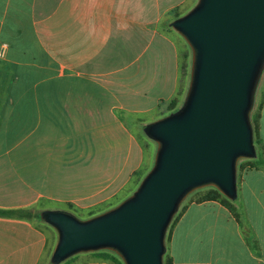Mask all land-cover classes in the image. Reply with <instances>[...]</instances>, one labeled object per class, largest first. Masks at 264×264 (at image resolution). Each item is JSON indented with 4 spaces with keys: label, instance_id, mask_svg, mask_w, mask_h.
I'll return each mask as SVG.
<instances>
[{
    "label": "crops",
    "instance_id": "obj_1",
    "mask_svg": "<svg viewBox=\"0 0 264 264\" xmlns=\"http://www.w3.org/2000/svg\"><path fill=\"white\" fill-rule=\"evenodd\" d=\"M195 2L0 0V208L111 204L122 115L158 118L185 94L188 48L170 22ZM257 133L264 161V95ZM237 194L236 215L219 199L185 205L166 241L172 264H264V162L240 171ZM50 242L45 227L0 216V264H40Z\"/></svg>",
    "mask_w": 264,
    "mask_h": 264
},
{
    "label": "water",
    "instance_id": "obj_2",
    "mask_svg": "<svg viewBox=\"0 0 264 264\" xmlns=\"http://www.w3.org/2000/svg\"><path fill=\"white\" fill-rule=\"evenodd\" d=\"M187 44V86L178 108L142 125L156 144L150 169L116 205L87 218L44 209L56 233L50 263L113 252L123 264H163L166 232L192 192L237 199V165L257 157L251 110L264 71V0H196L170 22Z\"/></svg>",
    "mask_w": 264,
    "mask_h": 264
},
{
    "label": "rangeland",
    "instance_id": "obj_3",
    "mask_svg": "<svg viewBox=\"0 0 264 264\" xmlns=\"http://www.w3.org/2000/svg\"><path fill=\"white\" fill-rule=\"evenodd\" d=\"M1 51L2 50L0 48V57H2ZM188 52H189V61H187V63H188V68H189V63H190L189 48H188ZM263 92H264V71L262 72V75L260 77V80L257 86L256 93H255L254 104H253V108L250 114L251 123H252L253 114L257 112V110L260 113L259 104H260V99H261V95L263 94ZM183 97L184 95L181 96L179 105L181 104ZM159 117L160 116H158V118ZM141 118L142 120H140V114L126 113L122 115V119L119 122L122 127L123 132L126 133V140H124V144L121 145V147L126 148V150L124 151V154H121L119 156L118 154H114V153L111 154L113 156L111 175H112V178L114 176H117L116 178L118 179L115 183H112L111 188H110L111 204L110 206L107 205L101 208L102 211L116 205L121 200H123L125 197H127L136 188L138 183L141 181V179L144 177V175L147 173V171L150 169L152 165L156 144L153 140H151L144 134L142 130V125L149 123L151 121H154L158 118H155L154 115L152 116L146 115V116H142ZM120 133L121 131L114 126H112L110 129H105L103 131V134L105 135L104 137H106L109 140H115V141L117 140ZM140 146L142 149L140 148ZM255 146H257L256 143H255ZM256 150L258 151L257 147H256ZM247 160L249 159L240 160L238 162V165L240 164V166L241 165L246 166L248 164ZM238 165H237V175H239L241 171L240 167L238 168ZM206 190L208 189L207 188L199 189V190L192 192L190 195H188L185 198V200L181 203V205L179 206L176 214L182 209L183 205H186L191 201L200 199V197L206 192ZM104 196L106 197L107 193ZM33 208L39 211H42L44 209L64 210L65 205L60 202H56V201H44L41 204L35 205ZM100 212H97L96 214ZM176 214L174 215V217L176 216ZM76 216L78 218L84 219L86 218L87 214H77ZM34 222L45 227L48 235L50 236L51 242L49 243L43 255L42 261L40 263V264H49L50 254H51L53 245L56 240V233L49 225H47L43 221L40 222V221L34 220ZM166 235H167V232H166ZM87 258H92V256L88 253L87 254L81 253L77 255V257L75 258V261L79 259H87ZM165 259H166V252L163 256V261H165ZM60 264H63V262Z\"/></svg>",
    "mask_w": 264,
    "mask_h": 264
},
{
    "label": "trees",
    "instance_id": "obj_4",
    "mask_svg": "<svg viewBox=\"0 0 264 264\" xmlns=\"http://www.w3.org/2000/svg\"><path fill=\"white\" fill-rule=\"evenodd\" d=\"M189 57V52L187 51L186 54V58ZM188 63L186 64V74H188ZM263 94L261 95V99H260V104L259 106L261 107L262 104V99H263ZM180 103V99L179 97H174L171 99L169 106H168V111L172 112L174 110H176L179 106ZM259 107V109H260ZM258 120H259V111L257 110V112H255L252 116V126H253V133H254V144L256 143V145L258 144ZM257 147V146H256ZM257 151V150H256ZM248 164L245 165H238V168L240 167V170H242L245 167H258L260 165L263 164V158L261 156L260 151H257V157L254 159H249L247 160ZM138 183V182H137ZM208 190H206V192L200 197V199H198L197 201H202V200H217L219 199L220 202L222 204H224L232 213H234L236 215L235 212V206H234V202L229 201L228 199H226L224 196H222L215 188L212 187H207ZM110 206V205H109ZM185 205L182 206V209L176 214V216L173 218L168 231H167V235H166V240L169 237V232H170V228L171 226L174 224V222L177 220V218L179 217V215L181 214V212L184 210ZM75 211H77V209H74ZM102 211V209H91L88 210V212L86 213L87 217L93 216L95 215L97 212ZM0 216L1 217H14V218H20V219H25L28 221H33L37 220V221H42L41 217H40V211L39 210H35L33 207H23V208H0ZM82 254H87V253H82ZM88 254H90L92 256V258H99V259H103L106 261H110L113 264H123L121 262V260L113 253L107 250H99V251H95V252H88ZM78 255V254H77ZM77 255H74L73 257H70L69 259L65 260L63 262V264H73L75 262V258L77 257ZM52 264V263H49ZM163 264H172L171 259L166 256L165 261H163Z\"/></svg>",
    "mask_w": 264,
    "mask_h": 264
},
{
    "label": "built area",
    "instance_id": "obj_5",
    "mask_svg": "<svg viewBox=\"0 0 264 264\" xmlns=\"http://www.w3.org/2000/svg\"><path fill=\"white\" fill-rule=\"evenodd\" d=\"M3 46H4V45H3ZM3 46H0L1 50H2ZM1 55H2V51H1Z\"/></svg>",
    "mask_w": 264,
    "mask_h": 264
}]
</instances>
